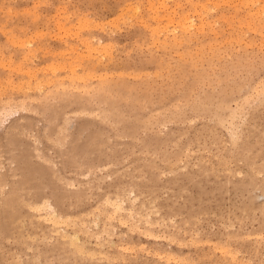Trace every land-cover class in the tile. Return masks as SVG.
I'll use <instances>...</instances> for the list:
<instances>
[{"label": "rangeland", "instance_id": "374dc122", "mask_svg": "<svg viewBox=\"0 0 264 264\" xmlns=\"http://www.w3.org/2000/svg\"><path fill=\"white\" fill-rule=\"evenodd\" d=\"M150 4L0 0V264H264V0Z\"/></svg>", "mask_w": 264, "mask_h": 264}, {"label": "bare ground", "instance_id": "6f19581e", "mask_svg": "<svg viewBox=\"0 0 264 264\" xmlns=\"http://www.w3.org/2000/svg\"><path fill=\"white\" fill-rule=\"evenodd\" d=\"M160 0H158V2H159ZM164 2V1H163ZM162 2V3H163ZM150 7H153L154 6V4H152V0H150ZM161 4V3H160ZM194 5V4H193ZM197 6V5H196ZM177 7V6H176ZM180 7V6H179ZM178 7V8H179ZM168 9V8H167ZM197 9V8H196ZM161 10V9H160ZM165 10V9H164ZM169 11V10H168ZM198 12V11H197ZM208 12V11H207ZM254 13V11L252 12V14ZM154 18H153V22L157 25V27H158V29L157 30H159V29H161V24H162V22H163V20H165V19H161L160 18V16L155 12V10H154ZM201 14V13H200ZM251 14V13H250ZM258 15V14H257ZM166 16H167V20H168V22L169 23H171L172 25H175L174 27V32H177V31H182V32H184V33H190V31L191 30H194V29H196V27H197V24H198V22L196 23V20H194L193 19V17L191 16V15H189L186 11H182L181 13H178L177 12V8H174V10L173 11H171V12H168L167 14H166ZM202 16H199V18H201ZM196 18H198L197 16H196ZM200 20V22L202 23V25H204V22H206L207 21V19H205V18H201V19H199ZM198 21V20H197ZM207 23V22H206ZM205 23V24H206ZM208 24V23H207ZM147 25V24H146ZM201 25V27H200V29H198L199 31L200 30H203L204 28H203V26ZM149 26V25H148ZM205 26V25H204ZM151 27V26H150ZM167 28V27H166ZM173 30V29H172ZM160 31V30H159ZM164 32L166 31V29L165 30H163ZM170 32V31H169ZM161 34V33H160ZM157 35H159V33L157 34ZM162 36V35H161ZM167 37L169 36L168 34L166 35ZM158 37V36H157ZM160 37V36H159ZM173 37L175 38V37H177V36H175V35H173ZM177 39V38H176ZM175 42V41H174ZM83 44V43H82ZM86 48L88 49V51H91V46L89 45V44H87L86 45ZM93 50V49H92ZM92 52V51H91ZM92 54V53H91ZM73 67H75V66H73ZM61 68H62V66H61ZM71 70H72V68H71ZM73 71H75V70H73ZM26 72V71H25ZM27 74L28 75H30L31 77H34L35 75L32 73L31 74V72H30V70H28V72H27ZM73 75V74H72ZM73 78V77H72ZM75 78V77H74ZM77 78V77H76ZM71 79V78H70ZM39 84V83H38ZM37 84V85H38ZM40 87V86H39ZM43 87V86H42ZM86 176V175H85ZM111 205V204H110ZM120 205V204H119ZM116 206H118V205H116ZM121 206V205H120ZM120 206H118L119 208H118V210L120 211V210H122V209H120L121 207ZM33 208V207H32ZM123 208V207H122ZM31 209V208H30ZM33 209H35V208H33ZM50 209V208H49ZM117 210V211H118ZM42 211V210H41ZM119 213V212H118ZM46 214V213H45ZM56 215V213H54V215H53V217ZM56 217V216H55ZM47 218V217H46ZM66 220V219H65ZM65 220H63V221H65ZM111 220V219H110ZM59 222L60 221H58V219H55L54 218V220H53V226L54 227H56V228H58L59 226ZM62 222V221H61ZM68 222V221H67ZM82 223H84V222H82ZM81 223V224H82ZM62 224V223H61ZM60 224V225H61ZM61 226H63V224L61 225ZM81 226V225H80ZM85 226L84 225H82L81 226V229H80V231H83V232H85ZM87 235V234H86ZM85 235V236H86ZM74 236H76V237H72L71 239H68V237L67 236H65V237H63L64 239H67V241H68V246L72 249V251L73 252H75V253H77V254H80V253H82L83 251H84V249H85V246H84V244L85 243H81L80 242V237L78 236V235H75L74 234ZM107 237H108V235H107ZM63 239V240H64ZM84 242V241H83Z\"/></svg>", "mask_w": 264, "mask_h": 264}]
</instances>
